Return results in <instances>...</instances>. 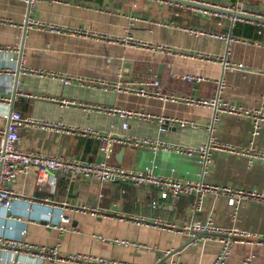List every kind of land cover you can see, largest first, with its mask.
<instances>
[{
  "label": "crops",
  "instance_id": "0c3cea01",
  "mask_svg": "<svg viewBox=\"0 0 264 264\" xmlns=\"http://www.w3.org/2000/svg\"><path fill=\"white\" fill-rule=\"evenodd\" d=\"M210 1L229 4L235 0ZM248 9L264 16V0H252ZM130 16H140L146 22L134 24ZM30 21L45 27L50 24L61 31L54 33L33 25L24 29ZM263 24L253 21L236 23L231 27L229 19L194 14L191 6L163 0H37L32 7L18 0H0V70L9 68L11 73L0 75V97L9 100L8 105L0 104V128L6 126L3 116L13 105L12 111L24 117L61 125L63 129L89 128L95 133L121 131V122L117 118L59 106L58 100L69 99L144 110L193 124L185 128L168 126L164 133H159L156 123L131 121L125 133L131 137L163 142L174 148L205 146L213 140L238 148V151L245 150V153L246 150L264 152V124L254 136L252 124L243 118L223 115L212 126L213 110L104 91L102 88L67 87L59 80L27 77L19 73L33 69L110 83L156 78L161 81L165 94L214 100L219 91V98L225 102L248 108L261 107L264 111ZM180 27L231 34L238 42L227 45L221 41L195 38L181 31ZM81 28L89 33L109 34L113 40L96 39L91 34L85 38L73 33ZM129 36L153 48L142 50L127 46L123 42ZM155 46L165 50L158 51ZM199 55L215 57L218 62L201 61L197 57ZM224 60L227 61L226 66L222 64ZM197 74L206 81L189 84L179 78ZM16 76L18 81L14 86ZM219 82L222 83L220 88ZM99 146L94 137L67 134L63 130H42L38 126L20 130L19 147L22 150L49 156L95 162L101 158ZM151 159L157 165L155 173L161 177L193 183L201 180L240 189H264V161L250 159L242 153L212 151L209 168L203 173L197 156H187L174 150L159 151L153 156L148 148L115 146L111 161L135 172H147L151 169ZM52 179V187L42 191L36 186L33 172L18 177L14 189L19 199L10 210H1V239L56 248L64 255L97 256L131 264H157L159 259H164L165 264H211L220 249L218 241L183 248L187 235L177 230L137 225L129 218L161 220L180 228L192 222L210 220L226 230L237 229L255 237L264 234V204L243 203L235 212L227 199L206 195L195 208V197L174 199L168 193L162 195L152 186L101 183L95 179L61 174H54ZM45 198L57 204L68 203L69 208L49 209L29 204L32 199ZM81 208L96 209L104 215L97 217L90 212H81ZM63 215L68 219L66 224L61 223ZM98 236L106 241L102 242ZM109 240L136 242L150 250L136 251ZM250 242L232 248L229 264H240L249 255L254 256L252 264H264V244H257L255 239ZM166 252L173 254L165 257ZM3 258L4 264H37L24 253L15 256L8 251Z\"/></svg>",
  "mask_w": 264,
  "mask_h": 264
},
{
  "label": "built area",
  "instance_id": "2783aa9c",
  "mask_svg": "<svg viewBox=\"0 0 264 264\" xmlns=\"http://www.w3.org/2000/svg\"><path fill=\"white\" fill-rule=\"evenodd\" d=\"M24 2L27 6L32 7L35 5L37 0H18ZM57 1V0H53ZM203 5L205 8L193 9L194 14L209 15L219 19H229L231 27L236 23H249L253 22L250 17H256L264 19L263 15L253 13L248 9V5L252 0H235L234 3L224 1L212 2L210 0H188ZM211 8L220 9L228 13H236L243 15L242 17L230 16L227 13H221L218 11H212ZM130 21L134 24L146 22V20L140 16H130ZM31 22V21H30ZM33 25L39 29L47 28L51 32H60L54 26L48 24L46 27L40 23H34ZM134 24H131L134 26ZM264 25V24H263ZM163 26V25H162ZM181 31L194 36L195 38H207L211 40L221 41L229 45L231 42H238L231 34L215 33L208 30L196 29V28H185L180 27ZM74 34L88 37L94 36L100 40H113V37L109 34H99L97 32H87L84 29H76L73 31ZM127 46L137 49H152L153 47L146 42L135 41L129 36L124 42ZM156 50L162 51L165 48L161 46H155ZM168 54L171 51L168 50ZM227 55V54H226ZM194 58L193 56H190ZM201 61L207 63H217L218 59L215 57H201L197 56ZM196 58V57H195ZM224 66L227 65V61L224 60L222 63ZM235 69V68H233ZM27 77L49 79L54 81H61L64 86H76L81 89H95L102 88V90H111L115 93L135 95L143 98H153L161 101H169L172 103L184 104L191 107H200L203 109L213 110L214 114L212 117V126L218 122L220 116L227 115L233 118H243L248 120L252 124V130L254 136L257 135V130L261 125L264 124V111L261 107L248 108L241 105H234L229 102H225L218 96L214 100L202 99L192 97L184 94H165L162 88V83L156 78L152 79H140L130 80L123 82L118 80L117 82H102L92 79H80L75 76H60L59 74L52 72H43L33 69H24L19 72ZM11 75L9 68L0 70V75ZM181 80L189 84H200L205 82L206 79L201 75H185L179 77ZM219 88L222 83H218ZM0 104H9V100L0 97ZM58 104L62 108H73L75 110H81L88 113H94L98 115H104L120 120L121 131L118 133L107 132V133H95L94 130L89 128H71L63 129L61 125H53L46 122H37L28 117L22 116L17 111H12L3 116L6 121V126L0 128V218L1 210H10L13 203L19 199L18 194L14 189V185L18 177L28 172H33L35 175L36 186L39 190H45L52 187L54 181L52 179L54 174L69 175L72 177H79L83 179H95L101 183H130L136 187L141 186H152L161 192L162 195L168 193L172 198L180 197H195L196 202L195 208L200 204L203 196H210L214 199L223 197L229 201L233 206L234 211H238L239 207L243 203H259L264 204V189H240L231 186L209 184L203 181L193 183L190 181H180L172 178H165L158 176L155 173L157 165L153 159H151V169L147 172H135L132 169L123 168L112 163L111 158L115 146L128 147V148H148L153 156L159 151L169 152L171 150L176 151L187 156H197L198 161L202 167V173L206 172L211 163L212 151L219 150L229 152L231 154L242 153L247 154L250 159L264 161V152H250L246 150L238 151V148H232L228 145H222L209 140L205 146L191 147V148H174L168 144L159 141H150L146 138H136L125 134L129 129L131 121H142L157 124V131L164 133L168 126L185 128L186 126L192 127L193 124L181 120L176 117H170L165 115L156 116L151 113H147L144 110H129L119 108L112 105H97L85 102H73L69 99L58 100ZM38 126L42 130H63L67 134H78L82 137L90 136L94 137L99 141V150L101 158L95 162H87L78 158H70L66 156H49L47 154L33 151V150H22L19 147L20 143V130ZM212 129L210 128V132ZM211 134V133H210ZM29 204L33 206H43L49 209H61L65 210L69 208L68 203H55L48 199L29 201ZM81 212H90L97 217H102L103 212L99 210H89L87 208H81ZM11 219L12 217H8ZM132 222L142 226H156L164 230H177L180 233L187 235V242L183 246L186 247H197L201 244H205L207 241L215 240L220 245L219 252L211 264H229L232 257V248L239 244H249L250 241L255 239L257 244H264V234L261 236H253L248 232L239 231L237 229L226 230L216 226L212 221L207 220L205 222H192L189 225H184L181 228L176 226L174 223L163 222L161 220L146 221L143 218H129ZM61 223H68V219L63 215L61 217ZM255 237V238H254ZM102 242L106 240L97 237ZM110 243L120 245L124 248H131L136 251L141 249H147L145 245L136 242H129L127 240H109ZM8 251L13 252L15 256L21 253L27 254L37 264L44 262H50L54 264L65 263V264H131L127 262H120L110 260L108 258H100L97 256L80 255V254H60L56 248L50 247H36L30 244H21L10 240H3L0 238V264H4L5 260L3 255L8 254ZM178 251H175L176 253ZM173 254V252H166L165 257ZM254 259L253 255H249L242 259L240 264H252ZM13 264L15 262H12ZM157 264H165L164 259H159Z\"/></svg>",
  "mask_w": 264,
  "mask_h": 264
},
{
  "label": "water",
  "instance_id": "95a60500",
  "mask_svg": "<svg viewBox=\"0 0 264 264\" xmlns=\"http://www.w3.org/2000/svg\"><path fill=\"white\" fill-rule=\"evenodd\" d=\"M163 1H167V2H173V3H177V4H181V5H185V6H191V7H195V8H205L203 5L201 4H198V3H195V2H191V1H188V0H163ZM212 11H218V12H221V13H227L228 15L230 16H234V17H242L243 15L241 14H236V13H228V12H225L223 10H220V9H214V8H211ZM250 18L251 20H254V21H257V22H262L264 23V19H260V18H256V17H248ZM27 24L24 25V29L26 28ZM25 34V32L23 31V35ZM17 81H18V76H16L14 78V86L17 84ZM15 93H16V87L15 89L13 90V93H12V101L14 100V97H15ZM12 109H13V105L11 106L10 108V112H12Z\"/></svg>",
  "mask_w": 264,
  "mask_h": 264
}]
</instances>
